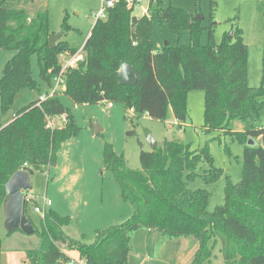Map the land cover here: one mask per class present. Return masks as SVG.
<instances>
[{
	"label": "trees",
	"instance_id": "16d2710c",
	"mask_svg": "<svg viewBox=\"0 0 264 264\" xmlns=\"http://www.w3.org/2000/svg\"><path fill=\"white\" fill-rule=\"evenodd\" d=\"M34 7L35 0H0V49L15 52L0 79L3 111L20 90L37 88L32 67L36 54L40 78L50 87L54 78H64L63 92L75 105L120 100L138 114L164 121L171 104L176 120L183 123L189 115L188 91L202 89L204 129L220 130L238 140L244 145V155L242 180L235 184L228 178L225 204L210 212V191L190 189L186 182L198 176L217 182L222 175L209 145L193 148L190 143L167 139L156 149L142 150L141 168L131 169L124 156L106 144L105 164L135 213L125 224L98 232L93 244L68 235L63 229L67 218L55 211L43 216L41 229L31 219L41 243L26 251L24 263L67 264L73 257L59 246L62 243L68 251L79 252L75 264H128L134 233L147 228L171 239L194 237L198 249L191 264H264V127L234 130L230 124L233 118L246 119L264 108V84H248L249 48L242 30L237 26L217 42V23L212 22L209 43L204 45L200 38L206 27L184 9L163 6L160 0L151 4L150 16H136L135 5L120 0L109 8L108 18L93 26L83 47L84 58L63 71L61 56H72L78 49L63 35L51 47L49 11H34ZM216 8L217 1L212 0L213 16ZM156 20L167 21L180 40L186 31L190 42L168 43L155 51L151 24ZM123 63L135 68L136 85L119 83L117 72ZM54 116H64L66 123L51 125L49 118ZM78 132L74 115L58 92L45 101L32 102L1 127L0 208L7 197L6 185L17 171L54 163L61 145ZM204 162L209 167L200 174L198 168ZM2 245L0 239V264Z\"/></svg>",
	"mask_w": 264,
	"mask_h": 264
},
{
	"label": "rangeland",
	"instance_id": "374dc122",
	"mask_svg": "<svg viewBox=\"0 0 264 264\" xmlns=\"http://www.w3.org/2000/svg\"><path fill=\"white\" fill-rule=\"evenodd\" d=\"M158 1L160 0H147L143 5H135L134 15L150 16L151 4ZM216 1L214 16L212 0H163V6L182 8L192 18L203 16L201 21L206 28L200 41L204 45L209 43V27L212 22L217 23L214 28L217 42L224 38L225 33L237 29L238 26L249 48L248 84L252 87L264 84V0ZM35 3L34 11L48 9L50 32L61 33L71 47L81 52L80 48L96 23L91 13L101 7V0H35ZM151 34L155 51L166 42L174 46L180 41L186 44L190 42L189 33L182 31L180 40L178 33L164 20H156L151 24ZM14 53L13 50L0 49V79L7 61ZM83 53L85 54L84 51ZM63 55L65 57L66 53ZM61 61L64 63L63 59ZM32 67L37 88L20 90L6 111L0 108V128L10 123L20 110L38 100L42 93L52 90L53 87L40 78L36 54L32 57ZM63 89L64 86L58 89L59 98L73 113L79 132L61 145L54 163L35 169L31 175L33 195L30 193L27 211L39 229L42 227L43 216L47 212L55 211L67 218L63 229L68 235L93 244L97 240L98 232L125 224L135 213L134 207L122 198L120 187L111 169L105 164L106 144H112L117 154L124 156L131 169L141 168L142 150H153L150 137L159 144L167 139H177L190 143L193 148L209 145L215 166L223 169L222 175L217 182H207L201 176L194 180L186 179V182L190 189L204 188L210 191V212L225 204L228 178L235 184L242 180L244 145L220 130L204 129V90L188 91L189 115L182 123L176 120L171 104L166 120L162 121L147 113L138 114L120 100H114L112 107L109 101L75 105ZM64 118L54 116L49 120L54 126H62L66 123ZM230 124L234 130H244L251 126L264 127V108L246 119L233 118ZM96 126L101 128V132H95ZM208 167L206 162L201 163L198 173H203ZM48 200H51V206H45ZM37 205L45 207V212L36 211ZM138 232L134 235L138 236L141 245L139 238L144 237L148 231ZM0 239L3 243L2 264H7L6 256L9 255L12 257V264H25V252L41 243L39 233L29 235L19 229L9 234L4 223L3 207L0 208ZM59 246L68 250L66 244L59 243ZM75 252L79 254L77 250ZM216 252L219 253L218 250ZM76 259L79 260V257Z\"/></svg>",
	"mask_w": 264,
	"mask_h": 264
},
{
	"label": "water",
	"instance_id": "95a60500",
	"mask_svg": "<svg viewBox=\"0 0 264 264\" xmlns=\"http://www.w3.org/2000/svg\"><path fill=\"white\" fill-rule=\"evenodd\" d=\"M203 16H197V18H202ZM62 37V34H53L50 37V46L55 47L57 41ZM166 42L165 45H167ZM128 66V80H124L120 75V70L117 72L119 83L127 86H134L138 82V77L135 68L128 64L123 63ZM95 132H101V128L96 126ZM152 149H156L159 143L152 137L149 138ZM264 145V137L262 138ZM251 145L255 144V140L251 139L249 141ZM35 172L34 169L30 167H24L23 169L17 171L6 185L7 197L3 204L4 209V223L8 232H14L21 229L26 234L36 233V228L31 221V217L27 211V204L30 198V191L33 189L31 183V175Z\"/></svg>",
	"mask_w": 264,
	"mask_h": 264
},
{
	"label": "crops",
	"instance_id": "0c3cea01",
	"mask_svg": "<svg viewBox=\"0 0 264 264\" xmlns=\"http://www.w3.org/2000/svg\"><path fill=\"white\" fill-rule=\"evenodd\" d=\"M83 47L80 48V50L83 49ZM14 117L15 116H13V119ZM30 193L33 195L32 191ZM143 230L148 232H145L147 234L144 237H141L142 239L139 238L141 245L138 241V236L134 235L135 237H133V245L129 254L128 264H191L198 249V241L194 237H179L171 239L164 237L153 229L147 228H140L136 233ZM65 251L70 253L74 258L79 257V254L75 251ZM6 260L7 264H12L11 255L6 256Z\"/></svg>",
	"mask_w": 264,
	"mask_h": 264
},
{
	"label": "built area",
	"instance_id": "2783aa9c",
	"mask_svg": "<svg viewBox=\"0 0 264 264\" xmlns=\"http://www.w3.org/2000/svg\"><path fill=\"white\" fill-rule=\"evenodd\" d=\"M120 0H101V7L96 11L92 13V17L96 20V22L100 19H106L109 16V8L113 7L117 2ZM129 5H143L145 1L147 0H125ZM81 52H77L76 54L69 56L64 55L61 56V58L64 60L63 63V71H66L69 67H75L79 63L80 60L84 58L83 49L80 50ZM65 88V79L60 77L54 78V86L50 92H45L41 94L40 100L45 101L49 97L53 96L56 92H58V89L60 87ZM111 107L113 106V103L109 104ZM65 119V118H64ZM51 125H54L50 122ZM52 204L51 200H48L45 206H50ZM36 211L38 212H45V207L42 208L39 205L36 206ZM77 261L76 258L73 257V260L68 262L67 264H75Z\"/></svg>",
	"mask_w": 264,
	"mask_h": 264
},
{
	"label": "clouds",
	"instance_id": "9594fccd",
	"mask_svg": "<svg viewBox=\"0 0 264 264\" xmlns=\"http://www.w3.org/2000/svg\"><path fill=\"white\" fill-rule=\"evenodd\" d=\"M120 75L124 80H128L129 75H128V66L126 64H122L120 67Z\"/></svg>",
	"mask_w": 264,
	"mask_h": 264
}]
</instances>
